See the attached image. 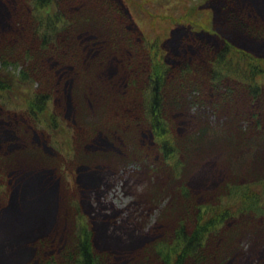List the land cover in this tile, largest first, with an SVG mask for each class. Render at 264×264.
I'll list each match as a JSON object with an SVG mask.
<instances>
[{"label":"trees","instance_id":"obj_1","mask_svg":"<svg viewBox=\"0 0 264 264\" xmlns=\"http://www.w3.org/2000/svg\"><path fill=\"white\" fill-rule=\"evenodd\" d=\"M203 1L148 12L187 30L166 49L123 0H0V264H228L246 239L264 245V57L202 36ZM215 1L264 39V0ZM182 100L208 123L181 134ZM102 133L111 163L96 158ZM204 143L240 171L192 190ZM93 158L116 175L123 164L147 173L153 225L116 228L119 210L97 212Z\"/></svg>","mask_w":264,"mask_h":264},{"label":"rangeland","instance_id":"obj_2","mask_svg":"<svg viewBox=\"0 0 264 264\" xmlns=\"http://www.w3.org/2000/svg\"><path fill=\"white\" fill-rule=\"evenodd\" d=\"M128 8L132 11L131 15L132 18L138 25L144 30L145 34L151 36H157L164 41V46L168 49L173 42V39L179 37L181 39L187 33V30L183 27L172 26V30L168 29L167 31H157L156 25L153 24V19L150 18V14L156 13H165L173 15L179 14L177 10H173V6L176 4H180V7L183 11L184 2L187 0H123ZM134 1H138L140 6L134 3ZM203 7H206L208 11L207 13V22L205 23L206 28L205 30L201 31L200 34L202 36H207L209 41H214V43L219 44V42L215 39V34L228 39L227 41L235 42L237 45L242 46L246 50L251 51V53L255 56L264 57V39L259 37L258 35H253L251 32H247L244 28L243 24L239 22L235 16L231 13L234 9L227 8L223 4L216 2L215 0H210L209 2H202ZM142 5L144 9L142 8ZM258 10H254L257 12ZM150 14H149V13ZM169 25V24H166ZM215 32V33H212ZM87 46H85L86 49ZM59 68L56 70L58 72ZM69 81V80H68ZM188 102L182 100L180 110L178 112L179 116L182 119L183 125L181 134L185 131L192 130L193 128H200L208 123V120L205 118L206 111L204 108H198L193 106H188ZM119 113H121L119 111ZM185 113V114H184ZM68 115L64 114L60 115V117L65 122H70L74 117V111L72 115L71 109H69ZM184 114V115H183ZM183 115V116H182ZM55 117V116H54ZM114 117L116 120L113 122L118 123L117 115L114 113ZM209 118H211L209 116ZM52 120V118H51ZM50 122V121H49ZM127 132L130 129L126 130ZM104 134L102 133V136ZM98 139L102 153L104 155L110 154L112 151L111 144L106 141L105 137L103 136ZM148 143L150 144V138L146 137ZM208 140H206L207 142ZM27 149L33 150L36 152L37 157L41 160H47V156L41 153L38 148L31 147L28 145ZM199 152L197 151V157L201 160L197 165H195L191 171H187L186 175H192L199 180L200 178H207L211 177V180L217 181L215 174L218 172H225V170L216 169V162L214 157H208L209 155L203 156L198 155ZM207 157V158H206ZM203 158H206L202 161ZM133 165L123 164L121 170L116 174L112 173L109 169H105L103 167L100 168L101 173H106V177L102 182L101 194L103 195L100 201H95L93 206L97 208V212L101 215H114L118 208H121L119 211V220L117 223L113 225V227L119 228L122 225L128 226L130 228L136 227L140 222L146 223L150 221V216L143 210L146 208L143 204H141V196L140 193L145 186L148 184L147 187L150 189L153 186V180L149 177H146L145 171H139L138 168L132 167ZM46 169L45 167H43ZM208 170L210 172H208ZM133 171H136L133 173ZM199 174V177L197 176ZM168 176V175H167ZM166 176V177H167ZM170 177V176H169ZM145 179L147 181L145 182ZM170 180L163 179V182L166 184L169 183ZM145 182V183H144ZM193 182V179H192ZM152 184V185H151ZM162 187V182L159 184ZM192 190L198 189L193 182ZM165 188V187H163ZM113 204L116 207H113ZM102 205H106L107 209H100ZM118 207V208H117ZM127 221V222H126ZM94 234V241L97 247L104 251L113 253L105 248L99 246L96 241V234H95V223H91L90 228ZM257 247V248H255ZM255 248V249H254ZM240 261L238 264H259L264 258V245L257 246V243L254 241L247 246H243L240 249ZM254 250V252H252ZM114 254V253H113ZM113 264H116L115 261Z\"/></svg>","mask_w":264,"mask_h":264},{"label":"bare ground","instance_id":"obj_3","mask_svg":"<svg viewBox=\"0 0 264 264\" xmlns=\"http://www.w3.org/2000/svg\"><path fill=\"white\" fill-rule=\"evenodd\" d=\"M208 172H210V171L208 170ZM197 184H198V185H202L203 183H202V182H198Z\"/></svg>","mask_w":264,"mask_h":264}]
</instances>
